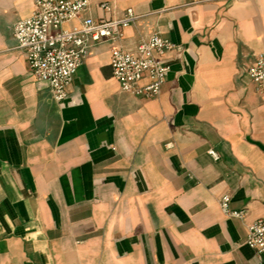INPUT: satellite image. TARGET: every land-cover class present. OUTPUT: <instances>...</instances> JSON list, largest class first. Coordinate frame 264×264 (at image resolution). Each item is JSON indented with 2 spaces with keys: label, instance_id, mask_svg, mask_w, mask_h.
<instances>
[{
  "label": "crops",
  "instance_id": "obj_1",
  "mask_svg": "<svg viewBox=\"0 0 264 264\" xmlns=\"http://www.w3.org/2000/svg\"><path fill=\"white\" fill-rule=\"evenodd\" d=\"M103 2L138 17L125 46L173 43L157 99L121 92L101 43L56 103L13 38L34 0H0V264H264L244 244L264 218V93L243 79L264 0H90L84 16Z\"/></svg>",
  "mask_w": 264,
  "mask_h": 264
},
{
  "label": "built area",
  "instance_id": "obj_2",
  "mask_svg": "<svg viewBox=\"0 0 264 264\" xmlns=\"http://www.w3.org/2000/svg\"><path fill=\"white\" fill-rule=\"evenodd\" d=\"M89 7L90 0H34L31 15L13 26L16 48L25 55L31 77L46 83L54 101L62 103L92 47L110 43V68L120 91L140 99H157L170 71L164 57L174 48L173 43L153 34L127 47L125 30L138 19L133 10L127 9L120 19H109L114 7L103 2L98 4L103 15L94 18L84 16ZM243 79L256 93H264V51L244 70ZM208 154L217 159L214 151ZM218 205L227 217L241 220L246 216L245 210L230 207L227 194L219 198ZM244 244L258 260L264 259V218L247 226Z\"/></svg>",
  "mask_w": 264,
  "mask_h": 264
}]
</instances>
